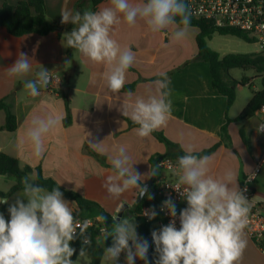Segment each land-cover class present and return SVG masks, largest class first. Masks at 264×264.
I'll use <instances>...</instances> for the list:
<instances>
[{"label":"crops","instance_id":"obj_1","mask_svg":"<svg viewBox=\"0 0 264 264\" xmlns=\"http://www.w3.org/2000/svg\"><path fill=\"white\" fill-rule=\"evenodd\" d=\"M20 1L0 0V3L14 5ZM44 1L46 17L58 30L45 36L30 34L13 37L0 28V100H11L17 122L14 132H6L3 129L5 115L0 110V152L17 159L22 166L32 170L40 168L43 177L97 203L113 218H117L119 208L126 205L120 218L129 217V212L134 210L138 190L130 189L119 197L109 194L105 185L107 176L111 174L110 157L120 146L126 147L133 168L144 175L143 184L151 178L153 169L150 160L171 152L165 143L152 134L139 137L134 131L137 126L131 124L130 116L123 115L126 106L133 104L137 97L147 99L150 95H157L155 81L163 79L162 74H166L170 81L168 99L172 102V115L164 126L155 131L185 154L191 150L193 154L204 153L202 156L210 157L208 174L214 178L223 179L227 172H234L236 179L230 187L238 190L241 177L252 167L250 150L256 138L257 119L255 114L241 120L236 118L252 95L241 108H237L235 92L233 104L229 109L226 108V98L211 86L209 65L195 59L196 28L189 26L184 39L173 41L172 28L152 33L142 20H138L134 26L123 22L114 25L112 38L121 48L129 47L135 54V61L126 73L124 87L119 93H113L107 86L104 65L91 62L75 49L71 57L66 55L68 47L63 42L64 34L70 32L73 25L62 24L60 15L65 10L76 12V4L80 0ZM107 6L109 0L93 11ZM85 10H91L88 0H84L81 5V12ZM20 53L29 57L32 69L26 76L10 77L7 68ZM42 68L49 71L52 80L40 88L38 96L32 97L24 88V83L35 80ZM69 68H72L71 74L62 82V73ZM241 78L247 80L245 86L258 84L260 89L255 74ZM55 83L58 87L46 92ZM62 94L69 104V118L66 121ZM127 111L130 113L131 108L128 107ZM38 114L62 116V124L45 137V151L39 158L32 154L30 145L21 142L31 118ZM91 142L101 143L93 146ZM87 149L102 156L110 167L101 165ZM155 170L159 173L158 168ZM30 177L34 179V173ZM0 179H6L8 183L5 190H0L2 193L15 183L11 175H0ZM22 194L23 190L6 197L0 196V199L6 200V203L0 204V213L6 220L10 219L9 206L18 198L24 199L20 196ZM261 194H264V169L253 188L252 204L264 205ZM24 202H27L26 199ZM69 202L72 211H76L74 202ZM244 238L247 247L238 264H264V255L260 254L245 233ZM137 263L143 264L139 259Z\"/></svg>","mask_w":264,"mask_h":264},{"label":"clouds","instance_id":"obj_2","mask_svg":"<svg viewBox=\"0 0 264 264\" xmlns=\"http://www.w3.org/2000/svg\"><path fill=\"white\" fill-rule=\"evenodd\" d=\"M60 16L62 24L73 25L72 30L64 34V45L77 50L91 62L104 65L107 86L113 93H119L124 87L126 73L135 61L131 49L121 48L112 38L114 25L123 22L134 26L142 20L152 33L174 29L172 40L180 41L187 36L191 23L185 0L138 3L109 0V6L99 11L65 10ZM31 69L29 57L20 53L7 68V73L10 77H23ZM162 75L163 79L155 81L157 95H150L147 99L137 97L123 112L139 126L134 131L141 138L164 126L172 115V102L168 99L170 81L166 74ZM50 78L49 71L42 68L35 80L24 83V88L30 96L36 97ZM61 124L59 114L35 115L21 142L30 145L32 154L39 158L45 151V137ZM259 130H264V126ZM100 143L92 144L99 146ZM209 163L210 157H198L191 150L178 157V178L173 188L186 200L187 207L179 212V229L173 219L159 231L151 233L158 254L155 264H238L241 259L247 247L244 229L250 211L248 199L241 190L230 187L236 179L234 172H227L223 179L214 178L208 174ZM110 164L111 174L105 185L110 195L119 197L125 191L137 189L139 197L153 198L148 195L146 187L141 186L144 175L133 168L126 147L118 148L110 157ZM155 175L158 172L153 169L151 176ZM21 183L23 194L20 196L24 199L18 198L9 206V220L0 213V264H73L76 249L71 242L77 238L80 225L74 218L70 202L59 187L49 191L29 176L22 178ZM3 203L6 200L0 199V204ZM161 210H167L172 218L177 216V206L171 197L162 202ZM143 215L151 220L157 213L145 210ZM98 219L107 222L103 215ZM136 229L135 220L130 217L114 219L111 232L104 236L105 241L109 237L112 240L105 252L113 264H117L122 253L125 264H135L137 259L150 264L149 242L141 238ZM80 254H83V248Z\"/></svg>","mask_w":264,"mask_h":264},{"label":"trees","instance_id":"obj_3","mask_svg":"<svg viewBox=\"0 0 264 264\" xmlns=\"http://www.w3.org/2000/svg\"><path fill=\"white\" fill-rule=\"evenodd\" d=\"M84 0H80L76 4V11L81 12V5ZM91 5V10H95L98 5L106 0H88ZM82 13V12H81ZM190 27H194L198 30L195 37V43L197 47L196 60L205 62L209 65V71L211 76V86L220 95L226 98V108L229 109L235 99V89L237 86H245L247 80L241 78L236 80L230 75V70L240 69L249 70L254 72L255 77L259 79L260 89L253 91L252 97L241 111L236 120H241L250 117L254 114L256 109L264 104V52L259 53H227L220 56L218 52L211 49L207 42L211 40L213 35L221 37H233L244 43H252L247 34L239 29L224 27L216 28L211 22L205 20H196L191 18ZM0 28H4L6 32L13 37H21L24 35L35 34L38 36H45L49 33L58 30V27L51 23L46 17V7L44 0H22L14 5L8 3H0ZM74 49L67 48L66 55L71 57ZM72 68L62 73V82H65L71 74ZM66 118H69V104L65 95L62 94ZM0 110L4 112L5 119L3 129L8 132H14L17 128L16 117L13 113V106L11 100L8 98L0 100ZM133 126L138 125L131 123ZM224 131V128H222ZM156 139L166 144L171 151L165 156H156L150 160V166L152 169L157 168V163L164 158H171L178 161V157L185 155L180 148L169 142L163 135L157 131L151 133ZM87 152L93 156L101 165L108 166L102 156L87 149ZM198 157L204 155V153H196ZM110 167V166H108ZM34 173V182L38 185L45 187L47 190H51L54 187H59L63 192L64 198L68 201L74 202L76 205V211L73 212L74 218L89 219L103 215L107 218V222H103L106 227V233L111 232V227L114 219L108 213H106L97 203L83 198L81 195L74 191L66 190L58 186L52 179L42 176L40 168L31 169L27 166H22L20 162L0 152V175H11L15 178V183L7 190V192H0L1 197H6L14 192L23 190L21 183L22 178ZM156 176V175H155ZM155 176H151L155 180ZM148 195L153 198L148 199V196H137L134 210L129 212V217L135 220L137 225V233L141 238L146 239L149 242V236L152 233L155 224L159 220L158 208L162 205L164 199L157 193L155 183L147 189ZM147 207L150 210H155L157 215L154 219L143 218L140 216L142 208ZM105 233V234H106ZM105 234H86V242H84V236H77V238L71 242V246L80 251L83 248V252L87 254L89 261L87 264H100L102 256L107 247L111 246L112 240L109 237L105 241ZM150 245V243H149ZM148 258L150 264H155V260L158 259V254L150 246L148 251ZM75 259V255L72 260ZM144 264L142 260H140Z\"/></svg>","mask_w":264,"mask_h":264},{"label":"built area","instance_id":"obj_4","mask_svg":"<svg viewBox=\"0 0 264 264\" xmlns=\"http://www.w3.org/2000/svg\"><path fill=\"white\" fill-rule=\"evenodd\" d=\"M191 13V18L196 20H205L211 22L216 28L231 27L245 32L252 41L255 48L254 53L264 52V0H185ZM250 83V82H249ZM250 85V84H249ZM57 86L51 85L46 92H52ZM257 125L255 128V140L251 145L250 157L252 167L249 172L245 173L239 183L238 190H241L248 199L250 211L248 213V222L244 229V233L260 252L264 255V205L252 204L253 188L256 181L264 169V130H259L260 126H264V104L260 105L254 112ZM159 169L158 175L155 176V187L157 193L164 199H171L177 206V216L172 218L168 215L167 210L158 208L159 220L155 224L153 231H159L162 226L169 224L175 219L177 229L180 227L179 212L187 207L186 200L180 193L174 190L177 182V172L179 171L178 161L171 158H164L157 163ZM144 207L140 216L143 215ZM76 222L80 225L77 228V236H84L86 242V234H105L106 227L104 223L95 218L78 219ZM152 231V232H153ZM150 246L155 250L152 241V235L149 236Z\"/></svg>","mask_w":264,"mask_h":264},{"label":"rangeland","instance_id":"obj_5","mask_svg":"<svg viewBox=\"0 0 264 264\" xmlns=\"http://www.w3.org/2000/svg\"><path fill=\"white\" fill-rule=\"evenodd\" d=\"M209 47L219 54H227V53H254L255 48L250 43H244L236 38L233 37H221L217 35H213L211 40L209 41ZM230 75L233 78L240 79L242 76L249 77L250 75H253L254 72L249 70H240V69H232L230 70ZM251 84V87L249 86H237L235 89L236 92V106L237 108H241L244 103L247 101L248 97L252 95L253 91L255 89H259L258 84L254 85ZM256 87V88H255ZM6 179L1 180L0 179V190L3 191L7 187ZM262 197H264V194H261ZM4 199V198H2ZM75 259L73 260V264H87L89 261V258L86 253L83 252V254H80V251H76ZM100 264H113L112 261H110L107 256L106 252H104ZM117 264H125V255L124 253L121 254ZM137 263V260L135 262ZM253 264H262L260 262H255Z\"/></svg>","mask_w":264,"mask_h":264},{"label":"water","instance_id":"obj_6","mask_svg":"<svg viewBox=\"0 0 264 264\" xmlns=\"http://www.w3.org/2000/svg\"><path fill=\"white\" fill-rule=\"evenodd\" d=\"M51 78H50V82H51V80H52V76H50ZM49 82V83H50ZM153 182H154V180H153V178H149L145 183H143L141 186L142 187H146V189H148L149 187H151L152 186V184H153ZM138 195H139V193H138ZM126 205H123V206H121L120 208H119V210H118V213H117V219H119L121 216H122V213L125 211V209H126Z\"/></svg>","mask_w":264,"mask_h":264}]
</instances>
